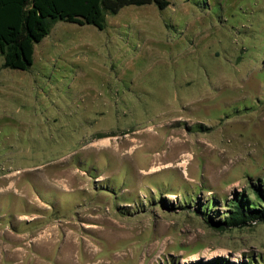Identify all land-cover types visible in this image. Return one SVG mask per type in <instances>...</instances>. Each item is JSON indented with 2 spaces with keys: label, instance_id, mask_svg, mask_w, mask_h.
<instances>
[{
  "label": "rangeland",
  "instance_id": "374dc122",
  "mask_svg": "<svg viewBox=\"0 0 264 264\" xmlns=\"http://www.w3.org/2000/svg\"><path fill=\"white\" fill-rule=\"evenodd\" d=\"M170 2L0 53V264H264V0Z\"/></svg>",
  "mask_w": 264,
  "mask_h": 264
},
{
  "label": "trees",
  "instance_id": "16d2710c",
  "mask_svg": "<svg viewBox=\"0 0 264 264\" xmlns=\"http://www.w3.org/2000/svg\"><path fill=\"white\" fill-rule=\"evenodd\" d=\"M154 3L165 9L170 0H0V53L3 66L28 70L34 62L35 44L62 20L79 25L92 24L99 29L107 26V15L117 14L128 5L142 6ZM258 199H237L233 209L219 228L243 227L251 221H264V190ZM252 204V205H251ZM208 264H213L208 263ZM216 264V263H215ZM221 264V263H218Z\"/></svg>",
  "mask_w": 264,
  "mask_h": 264
},
{
  "label": "bare ground",
  "instance_id": "6f19581e",
  "mask_svg": "<svg viewBox=\"0 0 264 264\" xmlns=\"http://www.w3.org/2000/svg\"><path fill=\"white\" fill-rule=\"evenodd\" d=\"M70 248L67 250V253H65L64 259L67 260L69 264H75L76 262L73 260V252H71Z\"/></svg>",
  "mask_w": 264,
  "mask_h": 264
},
{
  "label": "crops",
  "instance_id": "0c3cea01",
  "mask_svg": "<svg viewBox=\"0 0 264 264\" xmlns=\"http://www.w3.org/2000/svg\"><path fill=\"white\" fill-rule=\"evenodd\" d=\"M128 6H131V5H128ZM128 6H125V7H123L122 9H124V8H126V7H128ZM122 9H121V10H122ZM121 10H120V11H121ZM50 33H51V32H50ZM34 53H35V52H34Z\"/></svg>",
  "mask_w": 264,
  "mask_h": 264
}]
</instances>
